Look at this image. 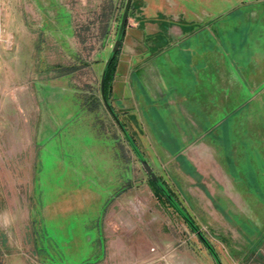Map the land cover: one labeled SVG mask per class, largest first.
<instances>
[{
    "label": "rangeland",
    "instance_id": "374dc122",
    "mask_svg": "<svg viewBox=\"0 0 264 264\" xmlns=\"http://www.w3.org/2000/svg\"><path fill=\"white\" fill-rule=\"evenodd\" d=\"M150 1L130 6L108 99L222 264H264V88L247 93L244 108L227 109L217 124H206L210 116L195 102L193 122L203 120L205 130L192 125L193 149L178 152L175 141L149 135L117 100L114 77L132 51V25L154 14L146 12ZM209 3L223 0H193L200 11L191 17L192 50L225 54L206 29ZM125 4L0 0L10 40L0 49V264H217L158 195L102 102L101 73ZM236 29L224 48L235 57L254 54L244 52L246 38Z\"/></svg>",
    "mask_w": 264,
    "mask_h": 264
},
{
    "label": "crops",
    "instance_id": "0c3cea01",
    "mask_svg": "<svg viewBox=\"0 0 264 264\" xmlns=\"http://www.w3.org/2000/svg\"><path fill=\"white\" fill-rule=\"evenodd\" d=\"M151 1L146 12L154 14L142 16L138 24L132 25V51L126 52L125 60L118 64L114 79L119 83L121 94L117 100L133 109L142 129L149 135L157 134L156 138L164 141L173 140L178 144L176 151L183 152L193 149L192 139L195 138L192 137L196 136L197 129L193 131L192 125L199 123L201 129L205 128L203 120L193 122L195 102L200 101L203 117L210 116L206 124H217L227 109L244 108L247 93L263 90L264 0H243L230 7L227 0L206 5L204 10L209 16L205 18L206 29L213 32L225 54L217 47L216 51L193 53L191 17L193 14L198 17L195 12L200 11L192 10L193 0H159L161 5L158 0ZM172 12H179V17L173 18ZM159 13L165 14L164 19L158 18ZM230 28H237V36L246 38L244 52L254 54L235 57L224 48L226 36L230 37L229 45L233 42ZM128 33H124V39ZM252 44L254 48L249 47ZM239 60L248 62L242 64ZM109 102L118 115L116 107L111 100ZM126 126L125 130L134 138ZM162 148L165 152L171 151L169 145Z\"/></svg>",
    "mask_w": 264,
    "mask_h": 264
},
{
    "label": "water",
    "instance_id": "95a60500",
    "mask_svg": "<svg viewBox=\"0 0 264 264\" xmlns=\"http://www.w3.org/2000/svg\"><path fill=\"white\" fill-rule=\"evenodd\" d=\"M132 2H133V0H126V4H125V6L123 8V12H122L123 13L122 20L119 22V25H118L119 30H118V33L116 34L115 39H114L115 41H114L113 47H111L110 58H108L105 61L104 66H103L104 70H103V73H101V78H100L101 83H100V87H99L102 102H103L104 106L108 109L111 118L114 119V121L118 124V127L121 130V132H123V134L126 138L125 139L126 142L128 143V145H130L133 148L135 155L137 156V158H139L142 169L144 171H146V173L150 176V179L152 180V182L154 184H156L157 187H159L161 189L160 191L162 192V194L165 197H167V199L171 203L172 207H174L176 210H178L181 218L192 227V230L194 231V233L203 241L202 243L205 245L206 248H208L209 253L211 254L210 256L212 257V259L214 261H216L217 264H222V261H220V259L218 257V253L215 250V248L211 247L206 236L203 235V233L201 231H199V228L188 217L189 215L187 213H185V211H183V209H181L180 205L178 204L179 202L177 201L175 196H172L169 193V189L166 187L165 184H163V182L159 178L160 176L157 175L155 171H153L150 162L142 156L141 151L139 149V146L134 143V141L132 139L133 137L125 130L124 123L121 121V119H119L115 110L110 105L109 99L107 97V93H105L106 74L108 73V71L110 69L109 66L112 63L113 59H115V57L117 56V51L119 50L120 46H122V44H123V40H124L123 37H124V33L126 32L127 19H129V9H130V6L132 5Z\"/></svg>",
    "mask_w": 264,
    "mask_h": 264
},
{
    "label": "trees",
    "instance_id": "16d2710c",
    "mask_svg": "<svg viewBox=\"0 0 264 264\" xmlns=\"http://www.w3.org/2000/svg\"><path fill=\"white\" fill-rule=\"evenodd\" d=\"M120 47H122V46H120ZM120 49V48H119ZM119 51V50H118ZM118 51H117V56L115 57V59H113V61H112V63L110 64V69H109V71H108V73L106 74V87H105V93H107V97H108V95H109V93H108V90H109V87H110V82H111V75L113 74V72H114V63H115V61L117 60V57H118ZM133 139V141H134V143L136 144V142H135V138H132ZM137 145V144H136ZM161 180H162V182L163 183H165L164 182V180L161 178V176L159 177ZM148 180L151 182V184H153V186H154V188L156 189V192L158 193V195L160 194V196L161 197H164L165 199H166V201L169 203L168 205L172 208V209H174V210H176L174 207H172V205H171V203L169 202V200L167 199V197H165L163 194H162V192L160 191L161 189L159 188V187H157V185L156 184H154L153 182H152V180L150 179V176H149V178H148ZM169 193L172 195V196H174L173 195V193L171 192V190L169 189ZM179 203V205H180V207H181V209H183V211H185V213H187L189 216V218L191 219V221L192 222H194V220L190 217L191 215L189 214V212L187 211V209H184L183 207H182V205H181V202L179 201V200H177ZM177 212H178V210H176ZM179 213V212H178ZM180 214V213H179ZM194 224L196 225V223L194 222ZM197 226V225H196ZM191 227V226H190ZM198 227V226H197ZM192 228V227H191ZM200 230V229H199ZM211 245V244H210ZM211 247H212V245H211ZM213 248V247H212ZM216 250V249H215Z\"/></svg>",
    "mask_w": 264,
    "mask_h": 264
},
{
    "label": "built area",
    "instance_id": "2783aa9c",
    "mask_svg": "<svg viewBox=\"0 0 264 264\" xmlns=\"http://www.w3.org/2000/svg\"><path fill=\"white\" fill-rule=\"evenodd\" d=\"M10 45V40L7 36V34L5 33V31L3 30V27L0 23V49L1 47H5V46H8Z\"/></svg>",
    "mask_w": 264,
    "mask_h": 264
}]
</instances>
